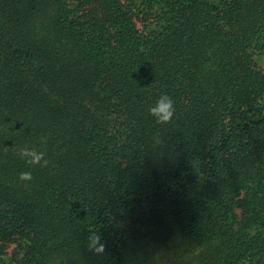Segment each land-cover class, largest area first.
Masks as SVG:
<instances>
[{"label": "trees", "instance_id": "trees-1", "mask_svg": "<svg viewBox=\"0 0 264 264\" xmlns=\"http://www.w3.org/2000/svg\"><path fill=\"white\" fill-rule=\"evenodd\" d=\"M0 264H264V0H0Z\"/></svg>", "mask_w": 264, "mask_h": 264}, {"label": "clouds", "instance_id": "clouds-1", "mask_svg": "<svg viewBox=\"0 0 264 264\" xmlns=\"http://www.w3.org/2000/svg\"><path fill=\"white\" fill-rule=\"evenodd\" d=\"M141 51H143V48H141ZM175 112L174 101L167 94L160 95L154 105L150 106L148 109V114L154 119L157 125L171 123ZM16 154L30 167H49L50 161L46 158V154L43 151L23 147L17 149ZM32 179L31 171L21 172L18 176V180L25 182V186H27V182H30ZM86 248L94 255H103L106 250V244L102 240L101 235L98 232L93 231L87 236Z\"/></svg>", "mask_w": 264, "mask_h": 264}]
</instances>
